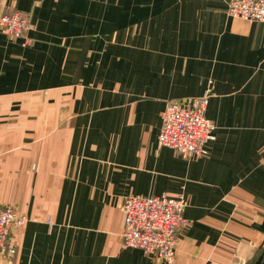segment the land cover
<instances>
[{
	"label": "crops",
	"instance_id": "0c3cea01",
	"mask_svg": "<svg viewBox=\"0 0 264 264\" xmlns=\"http://www.w3.org/2000/svg\"><path fill=\"white\" fill-rule=\"evenodd\" d=\"M0 203L25 217L0 264H151L130 194L183 193L175 264H264V22L227 0H0ZM210 91L204 156L160 146L166 103Z\"/></svg>",
	"mask_w": 264,
	"mask_h": 264
},
{
	"label": "built area",
	"instance_id": "2783aa9c",
	"mask_svg": "<svg viewBox=\"0 0 264 264\" xmlns=\"http://www.w3.org/2000/svg\"><path fill=\"white\" fill-rule=\"evenodd\" d=\"M227 13L233 18L264 22V0H227ZM29 28L28 15L16 9L0 13V30L9 38ZM210 91L166 103L157 135L160 146L170 147L183 156L208 154L207 144L214 139V125L206 118ZM183 193L177 195L130 194L121 204L123 243L138 247L151 257V264H175L176 229L186 224ZM25 217L12 206L0 203V253L10 258L15 253L14 229Z\"/></svg>",
	"mask_w": 264,
	"mask_h": 264
}]
</instances>
